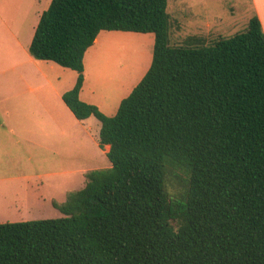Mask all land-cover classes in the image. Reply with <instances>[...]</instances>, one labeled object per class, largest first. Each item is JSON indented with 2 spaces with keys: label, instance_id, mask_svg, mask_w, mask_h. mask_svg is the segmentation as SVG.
Listing matches in <instances>:
<instances>
[{
  "label": "trees",
  "instance_id": "1",
  "mask_svg": "<svg viewBox=\"0 0 264 264\" xmlns=\"http://www.w3.org/2000/svg\"><path fill=\"white\" fill-rule=\"evenodd\" d=\"M167 0H51L29 53L77 72L62 94L100 122L110 166L52 201L62 216L1 222L0 264H264V33L171 44ZM101 30L153 33L151 61L113 115L79 98ZM182 176L173 198L169 176Z\"/></svg>",
  "mask_w": 264,
  "mask_h": 264
},
{
  "label": "crops",
  "instance_id": "2",
  "mask_svg": "<svg viewBox=\"0 0 264 264\" xmlns=\"http://www.w3.org/2000/svg\"><path fill=\"white\" fill-rule=\"evenodd\" d=\"M8 1L0 0V5L8 4ZM42 1L47 3L49 0H22V4L26 10V4L39 7ZM256 10L264 33V0L263 4L260 0ZM39 17L40 14L38 19ZM195 19H199L198 22H210L198 15ZM213 22H216V19ZM37 23L38 21L34 23L32 27L34 29L29 34H27L28 31L26 32L27 39L24 42V33L21 29L12 30L9 23L0 22V58H4L0 62V208L6 207L9 210L16 208L9 198L12 193L16 197L22 195L25 198L23 206L25 201L26 203L30 201L28 199L31 196L38 194L42 196L39 188L44 184L38 179L57 173L55 168L61 166L56 160L53 164L54 160L49 155L57 154V141L66 149L69 141L72 143L78 139L81 142V138H85V143L90 138L99 146V130L97 135L91 131L97 125L93 122L96 120H92L94 116L90 115L83 120L77 119L62 99V94L74 85L77 72L51 60L36 59L29 53L28 46ZM149 34L152 36H146ZM120 37L143 39L153 46L154 35L150 32L101 30L83 55V83L79 98L95 105L102 113L109 116L115 114L121 99L134 86L127 85L138 65L134 66L133 72L132 69L121 68L120 71L114 72L112 78L109 77L114 79L111 82L117 94L102 96L98 92L93 75L95 76V70L98 71L101 68L104 55L102 56L103 50L97 45ZM109 63L107 68L110 69L112 61L109 60ZM109 69H106L105 73H108ZM125 88L127 90L123 93ZM86 120L87 128H83ZM76 125H80L84 131L75 133ZM100 148L106 153L108 146ZM34 163H38L41 171H37L36 174H34L35 171L32 173L21 171L24 168L33 167ZM27 165L29 167H26ZM109 166L110 164H107L106 167ZM43 168L47 170L42 171ZM88 170L91 169L86 171ZM81 171L85 175V169ZM33 177L37 179L35 183H31ZM36 191L39 192L35 195Z\"/></svg>",
  "mask_w": 264,
  "mask_h": 264
},
{
  "label": "rangeland",
  "instance_id": "3",
  "mask_svg": "<svg viewBox=\"0 0 264 264\" xmlns=\"http://www.w3.org/2000/svg\"><path fill=\"white\" fill-rule=\"evenodd\" d=\"M259 2L260 0H167L166 10L172 20L169 27L170 43L191 46L207 45L218 37H230L246 28L249 17L257 13ZM261 2L263 4V0ZM45 3L46 1H42L39 7L26 4V10H24L22 0H9L8 4L0 5V22L9 23L12 30L21 29L25 42L26 32L28 31L27 34H29L34 29L32 27L38 21V15L49 6L50 0ZM34 5L38 6V4ZM197 15L210 20V22H198L199 19H195ZM215 19L216 22H213ZM146 36H152V34ZM97 46L103 50V64L105 65L100 66L101 70H95L93 78L94 83L98 86V92L102 96L117 94L113 90L114 86L111 82L114 79H110L114 76V72L120 71L121 68L132 69L133 72L134 66L138 64L132 74V79L128 81L127 86L132 87L140 80L150 64L152 45L147 44L143 39L113 38ZM2 60L4 58H0V62ZM109 60L112 61L110 69L107 68L110 64ZM106 69H109L108 73H105ZM127 88L123 90V93ZM93 118L92 120H96L93 122H96L98 126L96 125V128H92L91 131L97 135L99 121L97 118ZM86 125H88L87 120L83 128H87ZM74 129L77 134L84 131L80 125H76ZM81 140L79 142L76 139L72 143L69 141L67 149L57 141V154L49 155L54 160L53 164L56 160L57 164L59 163L61 166L55 168L57 173L43 174L46 176L38 179L43 181L44 186L39 188L40 192L36 191L34 194L39 192L42 196L39 194L36 195L37 197L31 196L28 199L30 201L28 203L25 201L23 206L25 198L22 195L16 197L12 193L9 198L16 208L12 210L6 207L0 208V223L62 216L52 201L58 203L64 201L68 192L79 189L85 184L86 177L81 171L82 169L86 171L87 169L106 167L107 164H110L102 149L90 138L86 143L85 138H81ZM33 167L30 166V168H24L21 171L23 173L35 171L34 174L41 171L38 163H34ZM44 170L47 169L43 168L42 171ZM36 180L33 177L31 183H35ZM183 182L182 176H169L167 190L170 196L179 197L183 189Z\"/></svg>",
  "mask_w": 264,
  "mask_h": 264
}]
</instances>
